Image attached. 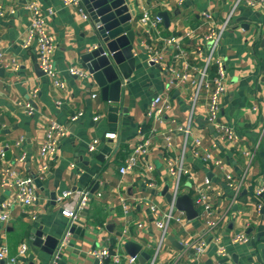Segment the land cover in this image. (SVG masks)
Returning a JSON list of instances; mask_svg holds the SVG:
<instances>
[{
  "label": "crops",
  "instance_id": "1",
  "mask_svg": "<svg viewBox=\"0 0 264 264\" xmlns=\"http://www.w3.org/2000/svg\"><path fill=\"white\" fill-rule=\"evenodd\" d=\"M36 1L47 15L55 38L54 63L65 87L55 86L49 76L36 71V44L24 46L30 24L24 1H0L5 11L0 16L5 53L0 69V148L6 149L5 156H0V207L6 200L12 202L10 219L0 222V244L7 246L9 255L17 257V264H99L92 250L108 246L112 252H127L125 244L133 241L151 254V260L162 235L156 220L168 209L177 188L178 196L193 198L200 213L188 219L184 212L182 221L171 223L155 264H264V192L260 198L255 196L256 189L264 184V6L237 0H127L134 12L132 28L137 35L133 52L137 63L123 83L121 101L113 103L120 107L118 121L113 122L108 111L112 104L103 99L94 79L68 72L71 66L82 67L81 55L95 46L99 37L90 14L84 18L63 0ZM162 11L170 17L168 25L164 19L157 25L143 21L145 13L155 17ZM203 11L212 18L205 19ZM232 12L216 55L227 70L220 122L233 128L236 138L223 139L216 126L207 121L209 92L203 90L192 120V135L186 142L175 129L188 121L195 87L189 81L169 86L168 72L149 60L148 48L159 49L167 66L194 75L193 67L204 62L196 48L207 49L205 35L224 24ZM188 30H193L190 36L185 35ZM173 35L182 41L185 54L180 58H175V50L166 43ZM34 89H38L36 95ZM157 94H163L171 105L163 118L148 115ZM23 103L32 104V115ZM79 110H83V116L72 121L71 116ZM95 116L100 117L95 120ZM52 119L66 128V134L57 153L45 159L40 148ZM108 132H115L116 137L107 138ZM170 132L172 141L168 144L166 136ZM93 138L100 142L91 152ZM143 138L150 139L145 159L121 173L120 167ZM197 149L211 154V159L204 161L196 156ZM23 152H27L26 161L19 159ZM183 152L184 166L192 175L182 174L178 183L171 169H177ZM45 162L49 168L42 179L38 178V199L30 206L16 201L17 188L4 180L38 173ZM7 168L15 175L3 174ZM149 181L154 185L149 186ZM66 190L73 194L58 202L57 197ZM83 191H89L91 197L73 225L61 210L76 209ZM201 192L206 193L210 210L204 203H196ZM152 204L158 207L157 213L151 210ZM208 221L215 225L209 227ZM74 227H79V232ZM208 228H213L212 232ZM69 229L72 234L58 257V245L51 254L33 243L37 230L57 238L59 243ZM241 233L248 235L247 242L234 241ZM215 235L221 237L226 254L218 252L219 244L214 241L201 254L187 246L199 238L210 241ZM23 244L27 251L21 255ZM0 264L9 263L0 259ZM105 264H111V260Z\"/></svg>",
  "mask_w": 264,
  "mask_h": 264
},
{
  "label": "built area",
  "instance_id": "2",
  "mask_svg": "<svg viewBox=\"0 0 264 264\" xmlns=\"http://www.w3.org/2000/svg\"><path fill=\"white\" fill-rule=\"evenodd\" d=\"M23 1L26 10L29 13V18H30V24L27 31L26 39L24 41V46L29 47L33 43L36 44L37 63L39 64V67L42 69L44 74H46L53 80L55 86L63 88L65 87V82L60 78L59 71L54 63L53 55L55 52L56 43H55V38L51 33V31L49 30L47 24V15L44 13V10L41 8L40 4L36 0H23ZM242 1H245L252 6L258 4L264 6V0H237V3ZM63 2L64 5L76 7L84 18L89 17V13L84 7L82 0H63ZM15 11L16 10L14 9L11 10V12L14 13ZM4 14L5 11L3 10L0 4V16ZM232 14L233 12L229 15L227 21L224 24H222L218 28L211 29L205 35L206 41L209 42V47L207 49H204L201 46L196 48L197 54L200 57L203 56L204 62L199 67L198 66L193 67L196 69V74L194 75H190L184 71H178L173 66H169V65L167 66V64L165 63L164 56L159 49H156L153 46H149L148 48L149 60L151 62L163 66V68L168 72L169 86H174L182 81H189L195 87L194 94L191 98L190 114L188 121L184 124L177 126L175 129L176 132H180L184 136L186 142L189 141L192 135V120L196 105L203 90L209 92L207 121L210 124L216 126L218 132H220L223 139L232 140L236 138L234 129L220 122L221 111H222L221 98L227 89V70L223 59L216 55V50L218 48V45L220 44L223 33L226 30V27L228 26V22L232 17ZM203 16L205 19L212 18V15L207 11H203ZM143 21L151 22L152 25H157L163 22V17L158 14L155 17H152L151 14L145 13L143 16ZM192 32L193 30H188L185 32V35L190 36ZM166 43L168 44V46H171L175 50V54H174L175 58H180L185 54L182 47V41L179 36L173 35L167 38ZM4 57H5V53L2 48V39L0 36V69L4 62ZM186 65L187 67L190 66L188 62H186ZM213 65H215L214 71L212 70ZM68 72L72 76L91 77L90 73L85 68L80 66H75V65L71 66L68 68ZM37 92L38 89H34L33 95H36ZM22 105L26 107L29 114L32 115L34 113V108L31 103H27V104L23 103ZM170 106H171L170 103L164 98L163 94H157L154 96L151 102L148 115L157 118H163L165 110L170 109ZM254 109H256V107ZM83 114H84L83 110H79L71 116V120L76 122L83 116ZM99 117L100 116H95L94 119L97 120L99 119ZM65 134H66V128L63 125L58 123L55 119L50 120L47 126L45 140L40 148L41 157L46 159L54 156L59 149L61 138ZM106 137L115 138L116 133L108 132L106 133ZM166 139L168 141V144H170L172 141V132H170L166 136ZM99 142L100 140L98 138H93L89 143V150L91 152L95 151ZM195 143L197 145H200L201 141L199 139H196ZM149 145H150L149 138L148 139L143 138L141 141H139L134 146L133 155L130 158H128L125 161V163L120 167L121 173L123 174L126 173L129 169L137 166L140 160L145 159L146 155L149 152ZM5 154H6V149L4 147L0 148V156H5ZM195 155L202 158V160L204 161H207L212 157L211 154L209 153L202 154L199 149L195 150ZM19 159L21 161H26L27 152H23L20 155ZM184 159H185V154L183 152L182 158L180 162H178L177 164L178 166L177 169H175L174 166L171 169L174 174H177L178 183L180 181V177L182 176V174L189 176L192 175V172L184 166ZM216 163L219 164V161H216ZM48 168H49V164L45 162L39 168L38 173H34L32 175H27L22 177L15 176L14 180L12 181L4 180V182L10 183L11 185L17 188L16 201H20L25 206H30L39 197V187L37 185L36 179L38 178L42 179L44 177V173L48 170ZM149 168H152V166L149 165ZM3 174L15 175V172L7 168L4 170ZM205 183L209 185L210 179L206 178ZM147 184L149 186L154 185V183L150 181ZM263 192H264V184H262L256 189L255 196L257 198H260ZM72 194H73L72 190H66L57 197V200L58 202L62 203L64 202V199L71 196ZM98 195H100V192ZM90 197L91 194L89 191H83L78 198L76 209L63 207L61 210L62 214L71 218L74 225V222L78 217L79 212L84 211L85 208L87 207ZM177 197H178V189L176 188L168 209L163 213V216L160 219L156 220V225L162 231L157 252L161 248L163 242L168 238V231L171 223L175 220L182 221L184 219V215H185L184 211H180L176 208ZM196 203L197 204L204 203L205 209L210 210L209 204H207V195L205 192H201L200 197L196 200ZM11 208H12L11 201L6 200L1 204L0 207L1 223H6L10 219ZM150 208L154 213L158 212V207L155 204H152ZM33 217L35 218V216ZM208 224L209 227H212L215 225V222L208 221ZM208 229L210 232H212L213 228H208ZM71 234L72 231L69 229L67 231V234L59 241L57 248V257L63 246L66 245V243L68 242ZM248 240L249 237L245 233L237 234L234 237V241L237 242H247ZM211 241H214L217 244H219L218 252L220 254H226V248L221 243V237L218 235L213 236V238L210 241L204 238L196 239L194 241L189 242L187 246L189 248H192L194 251H196L197 254H201L207 249ZM26 251H27V245L23 244L19 253L23 255L25 254ZM157 252L152 257V259L149 260L147 264H155ZM91 255L98 258L99 264H105L108 259L111 260V264H142L139 261L137 255L136 256L130 255L127 252H124L123 250L121 251L120 249H116L114 252H112L108 246L92 250ZM0 259L6 260L9 264H17L18 262L16 256L9 255L8 248L4 244H0Z\"/></svg>",
  "mask_w": 264,
  "mask_h": 264
},
{
  "label": "water",
  "instance_id": "3",
  "mask_svg": "<svg viewBox=\"0 0 264 264\" xmlns=\"http://www.w3.org/2000/svg\"><path fill=\"white\" fill-rule=\"evenodd\" d=\"M83 3L95 23L99 37L95 46L81 55L80 63L101 88L103 99L112 104L108 107L110 121L117 122L120 107L113 103L121 101L123 83L129 79L137 63L133 52L137 35L132 28L134 12L127 0H83ZM159 14L168 25V13L162 11ZM35 68L37 72L44 73L38 63ZM122 111L125 112L126 108ZM211 129L215 130L214 126ZM36 182L40 185L38 179ZM97 185L98 183L93 187L92 193ZM168 199L171 200V195H168ZM176 208L184 211L188 219H194L200 213L193 198L187 194L177 197ZM79 230V227L76 228L77 232ZM33 243L52 254L58 245V239L37 230ZM175 243L178 244L177 241ZM179 246L183 247L182 244ZM125 249L128 254L137 255L141 263H146L151 258V254L142 250L139 243L128 241Z\"/></svg>",
  "mask_w": 264,
  "mask_h": 264
},
{
  "label": "trees",
  "instance_id": "4",
  "mask_svg": "<svg viewBox=\"0 0 264 264\" xmlns=\"http://www.w3.org/2000/svg\"><path fill=\"white\" fill-rule=\"evenodd\" d=\"M214 69H215V65L212 66V70H214Z\"/></svg>",
  "mask_w": 264,
  "mask_h": 264
}]
</instances>
